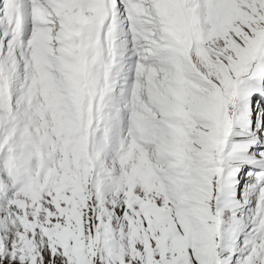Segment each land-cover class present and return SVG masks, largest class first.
Instances as JSON below:
<instances>
[{"label": "snow or ice", "instance_id": "snow-or-ice-1", "mask_svg": "<svg viewBox=\"0 0 264 264\" xmlns=\"http://www.w3.org/2000/svg\"><path fill=\"white\" fill-rule=\"evenodd\" d=\"M0 264H264V0H0Z\"/></svg>", "mask_w": 264, "mask_h": 264}]
</instances>
